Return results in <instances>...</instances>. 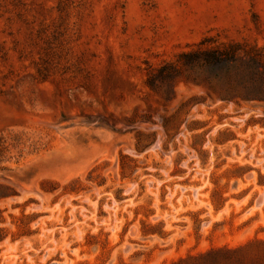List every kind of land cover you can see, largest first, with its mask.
I'll use <instances>...</instances> for the list:
<instances>
[{
    "label": "rangeland",
    "instance_id": "374dc122",
    "mask_svg": "<svg viewBox=\"0 0 264 264\" xmlns=\"http://www.w3.org/2000/svg\"><path fill=\"white\" fill-rule=\"evenodd\" d=\"M254 240L264 0H0V264L193 263Z\"/></svg>",
    "mask_w": 264,
    "mask_h": 264
},
{
    "label": "trees",
    "instance_id": "16d2710c",
    "mask_svg": "<svg viewBox=\"0 0 264 264\" xmlns=\"http://www.w3.org/2000/svg\"><path fill=\"white\" fill-rule=\"evenodd\" d=\"M245 248L219 249L212 251L208 257L203 256L200 261L189 263L180 259L172 264H264V240L250 241V256L241 253ZM216 252L218 254L213 255Z\"/></svg>",
    "mask_w": 264,
    "mask_h": 264
}]
</instances>
